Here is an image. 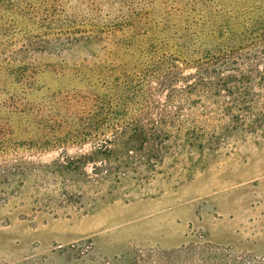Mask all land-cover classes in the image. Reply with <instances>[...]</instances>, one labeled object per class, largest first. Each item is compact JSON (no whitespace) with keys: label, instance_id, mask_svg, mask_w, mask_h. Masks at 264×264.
<instances>
[{"label":"rangeland","instance_id":"1","mask_svg":"<svg viewBox=\"0 0 264 264\" xmlns=\"http://www.w3.org/2000/svg\"><path fill=\"white\" fill-rule=\"evenodd\" d=\"M121 241L264 264V0H0V264Z\"/></svg>","mask_w":264,"mask_h":264},{"label":"crops","instance_id":"2","mask_svg":"<svg viewBox=\"0 0 264 264\" xmlns=\"http://www.w3.org/2000/svg\"><path fill=\"white\" fill-rule=\"evenodd\" d=\"M99 252L107 257H114L116 255H123L121 264H131L132 263V250L127 241H121L118 247L112 249L106 247H97Z\"/></svg>","mask_w":264,"mask_h":264},{"label":"built area","instance_id":"3","mask_svg":"<svg viewBox=\"0 0 264 264\" xmlns=\"http://www.w3.org/2000/svg\"><path fill=\"white\" fill-rule=\"evenodd\" d=\"M83 248H84L85 252H89L92 250V245L88 244V243H84ZM120 260H121L120 258H116L115 260H111V259H107L104 257H100L97 262H98V264H120Z\"/></svg>","mask_w":264,"mask_h":264}]
</instances>
